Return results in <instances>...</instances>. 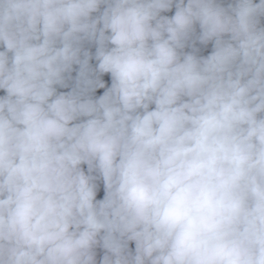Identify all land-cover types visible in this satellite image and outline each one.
Wrapping results in <instances>:
<instances>
[{
	"label": "clouds",
	"instance_id": "1",
	"mask_svg": "<svg viewBox=\"0 0 264 264\" xmlns=\"http://www.w3.org/2000/svg\"><path fill=\"white\" fill-rule=\"evenodd\" d=\"M0 264H264V0H0Z\"/></svg>",
	"mask_w": 264,
	"mask_h": 264
}]
</instances>
